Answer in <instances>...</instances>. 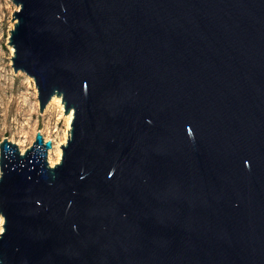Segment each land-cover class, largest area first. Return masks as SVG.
<instances>
[{
    "label": "water",
    "instance_id": "water-1",
    "mask_svg": "<svg viewBox=\"0 0 264 264\" xmlns=\"http://www.w3.org/2000/svg\"><path fill=\"white\" fill-rule=\"evenodd\" d=\"M12 2L74 117L54 166L0 143V264H264V0Z\"/></svg>",
    "mask_w": 264,
    "mask_h": 264
},
{
    "label": "rangeland",
    "instance_id": "rangeland-1",
    "mask_svg": "<svg viewBox=\"0 0 264 264\" xmlns=\"http://www.w3.org/2000/svg\"><path fill=\"white\" fill-rule=\"evenodd\" d=\"M17 9L12 0H0V143L7 138L25 152L34 143L37 132H41L46 141L61 147L71 130L65 108L62 110L58 104L48 108V104L41 113L34 79L22 72L15 73L12 66L14 48L9 42ZM57 153L56 149L52 152L54 162ZM3 225L4 218L0 215V234Z\"/></svg>",
    "mask_w": 264,
    "mask_h": 264
},
{
    "label": "bare ground",
    "instance_id": "bare-ground-1",
    "mask_svg": "<svg viewBox=\"0 0 264 264\" xmlns=\"http://www.w3.org/2000/svg\"><path fill=\"white\" fill-rule=\"evenodd\" d=\"M54 104H58V106L59 107H61V109L62 110H64V108H65V106H64V103H62V98L61 97H58V96H55V97H53V99L51 100V102L49 103V106H48V108L50 107V106H52V105H54ZM73 117H74V112L73 111H71L69 114H67V116H66V118H67V120H68V124L71 126V124H72V121H73ZM68 138H69V136H68ZM67 143V142H66ZM63 145H65V144H63ZM54 148H53V150H52V152L56 149L57 150V156H58V158H57V160L54 162L53 160H52V152H50L49 154H48V159H49V163H50V165L51 166H54V165H56L57 163H59L60 161H61V159H62V156H63V149H62V147H59V146H57V145H55V146H53ZM23 152V151H22Z\"/></svg>",
    "mask_w": 264,
    "mask_h": 264
}]
</instances>
